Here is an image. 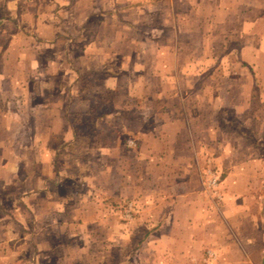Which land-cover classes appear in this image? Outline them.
<instances>
[{"label": "rangeland", "instance_id": "obj_1", "mask_svg": "<svg viewBox=\"0 0 264 264\" xmlns=\"http://www.w3.org/2000/svg\"><path fill=\"white\" fill-rule=\"evenodd\" d=\"M18 1L16 8L0 2L4 108L23 113L29 128L33 110L47 107L55 130L67 122L72 134L65 145L53 143L52 171L40 168L56 177L51 196L65 201L17 198L31 188L18 179L0 185V264H144L139 241L147 225L155 229L161 211L172 222L174 206L180 228L166 234L180 246L167 264H264V3L244 40H216L211 69L190 73L179 91L158 83L148 89V79L122 68L119 57L82 70L80 25L67 23L66 8ZM170 93L188 102L169 103ZM104 131L113 132L116 147ZM22 134L15 141L26 145L30 131ZM27 150L30 165L36 153ZM174 151L194 165L176 168ZM186 192L195 194L191 202H183ZM35 205L52 215L34 216Z\"/></svg>", "mask_w": 264, "mask_h": 264}, {"label": "crops", "instance_id": "obj_2", "mask_svg": "<svg viewBox=\"0 0 264 264\" xmlns=\"http://www.w3.org/2000/svg\"><path fill=\"white\" fill-rule=\"evenodd\" d=\"M2 1L0 0V2ZM10 1L9 5L13 3L15 8L18 6L16 5L18 0ZM42 2L43 0H29L30 6L34 8L42 6ZM47 2L54 7H57L58 3L59 6L66 8L67 23L80 25L79 66H82V70H99L103 66L102 58L119 57L122 61V68L132 73H141L148 79V81L145 79L148 89L158 83L159 87L160 84L163 86V89L171 87L181 91L182 86L188 84L190 73L198 74L211 69L210 64L216 40H219L223 45H225V41L232 38L239 41L244 40L246 29L249 31L251 29L247 27L248 23L252 24L250 17L253 14L261 13L264 0H48ZM38 17L41 16L38 15ZM38 17L33 15L32 22L39 23ZM66 36L68 35L66 34ZM244 45H246L245 42ZM67 47L66 50L64 49V54L70 52V46L67 45ZM33 54L31 52V55ZM90 56L93 58H89L87 63L86 59ZM156 78H159L158 82ZM198 80L196 77L193 81L194 88H199ZM201 84L205 85V82H201ZM166 96L169 103L188 102L182 95L177 97L170 93ZM197 98L195 97V99ZM7 100V94L1 90L0 85V185L2 188H6L12 181L18 179L26 185L29 184L28 186L31 188L28 192L23 191L17 198L37 199L47 196V199L56 198L65 201V196L62 193L61 195L54 194L55 197L51 196L48 188L56 177L50 175L49 172L40 173V168L51 170V159L54 158L52 153L56 148L53 143L59 140V143L65 145L72 134L70 124L66 122L62 131H56L55 125L52 123L54 119L51 117V113L50 115L47 113L50 110L45 107L46 111L44 108L33 110L30 127L26 128L23 113L17 110L6 111L4 105L7 104ZM22 100L24 101V99ZM207 102L209 101L207 100ZM44 105L46 104L44 103ZM169 110L165 109L162 112L168 115L167 111ZM188 118L192 120L191 117ZM191 130L189 128V131ZM23 131H30L29 137H26V140L28 139L26 145L23 141L22 143L18 140L15 141L18 135L24 139ZM104 132L108 134V137L110 136L111 145L109 147H116L117 141L113 139V132ZM182 132H179V136L182 135ZM177 133L174 137L177 136ZM73 134L78 136L76 132ZM98 134L99 137H107L103 133ZM171 143L176 147V139L173 138ZM27 147H30L32 153H36L37 161L30 165L27 164L28 160L25 154L28 151ZM60 148L65 149L61 146ZM172 153H174L172 157L176 158L174 163L176 168L194 165L181 158L182 155L177 156L175 151ZM28 169L30 172L26 173ZM175 181H177V176ZM180 183L186 184L185 181L178 180L177 184ZM170 189L172 187L165 192L169 193ZM165 192L164 199L173 198L171 194L166 196ZM193 192H186L185 196H181L184 199L183 202H191L192 196L195 195ZM174 201H177L176 196H174ZM178 204L180 205V202ZM147 210L144 212H148ZM32 214H36L34 216L52 215L48 209L40 208L39 205L34 206ZM167 216L164 211H161L159 225L153 230L150 225H147V229L139 241L142 251L138 258L142 263L167 264L169 261H174L175 258L178 259L179 251H174V249L180 246V242L175 237L168 238L166 234L175 233L180 228L175 221V206L172 207L169 215L172 222L166 221ZM124 238L121 236V239ZM115 239H119V236H116ZM188 240L184 246L185 250L192 246L191 239Z\"/></svg>", "mask_w": 264, "mask_h": 264}, {"label": "built area", "instance_id": "obj_3", "mask_svg": "<svg viewBox=\"0 0 264 264\" xmlns=\"http://www.w3.org/2000/svg\"><path fill=\"white\" fill-rule=\"evenodd\" d=\"M208 185L214 187L216 185V181L214 179L213 180H210L208 182Z\"/></svg>", "mask_w": 264, "mask_h": 264}]
</instances>
